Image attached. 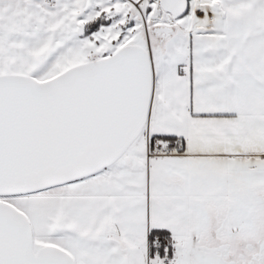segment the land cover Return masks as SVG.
Segmentation results:
<instances>
[{"label":"snow or ice","instance_id":"obj_1","mask_svg":"<svg viewBox=\"0 0 264 264\" xmlns=\"http://www.w3.org/2000/svg\"><path fill=\"white\" fill-rule=\"evenodd\" d=\"M0 264H264V0H0Z\"/></svg>","mask_w":264,"mask_h":264}]
</instances>
